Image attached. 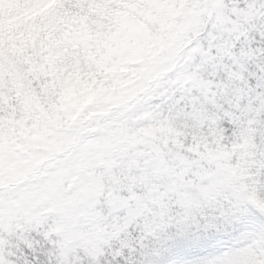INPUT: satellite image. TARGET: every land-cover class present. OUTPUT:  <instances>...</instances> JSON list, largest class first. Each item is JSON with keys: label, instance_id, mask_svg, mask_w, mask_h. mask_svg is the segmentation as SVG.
Here are the masks:
<instances>
[{"label": "snow or ice", "instance_id": "6c2138e0", "mask_svg": "<svg viewBox=\"0 0 264 264\" xmlns=\"http://www.w3.org/2000/svg\"><path fill=\"white\" fill-rule=\"evenodd\" d=\"M0 264H264V0H0Z\"/></svg>", "mask_w": 264, "mask_h": 264}]
</instances>
